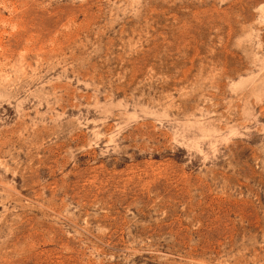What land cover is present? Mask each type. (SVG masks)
Returning a JSON list of instances; mask_svg holds the SVG:
<instances>
[{
	"label": "rangeland",
	"instance_id": "1",
	"mask_svg": "<svg viewBox=\"0 0 264 264\" xmlns=\"http://www.w3.org/2000/svg\"><path fill=\"white\" fill-rule=\"evenodd\" d=\"M0 264H264V0H0Z\"/></svg>",
	"mask_w": 264,
	"mask_h": 264
}]
</instances>
